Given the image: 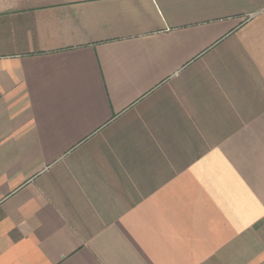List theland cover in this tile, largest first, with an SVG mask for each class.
<instances>
[{
  "label": "crops",
  "instance_id": "crops-1",
  "mask_svg": "<svg viewBox=\"0 0 264 264\" xmlns=\"http://www.w3.org/2000/svg\"><path fill=\"white\" fill-rule=\"evenodd\" d=\"M0 264H264V0H0Z\"/></svg>",
  "mask_w": 264,
  "mask_h": 264
}]
</instances>
